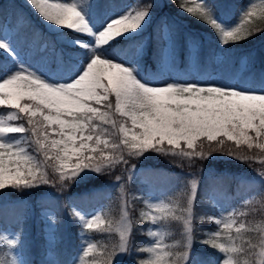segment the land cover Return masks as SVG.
<instances>
[{
    "label": "snow or ice",
    "instance_id": "1",
    "mask_svg": "<svg viewBox=\"0 0 264 264\" xmlns=\"http://www.w3.org/2000/svg\"><path fill=\"white\" fill-rule=\"evenodd\" d=\"M27 2L49 25L89 37L92 42L73 39L72 44L84 50L85 56L67 82H53L23 63L0 77V106L12 109L6 117H0V190L10 187L23 191L48 185L49 168L59 173L63 188L84 170L107 173L149 150L165 156L191 157L190 150L198 141L201 146L209 142V155L213 151L223 152L226 141L234 142L236 149L264 150V82L258 90L197 83L150 85L138 79L135 68L107 55L114 43L142 30L150 16L151 4L109 18L97 31L84 0ZM177 6L214 30L221 46L239 43L252 35L251 30L228 28L219 22L207 0H193L192 6L183 0ZM0 51L12 58L17 56L11 43L4 39H0ZM12 134H27L24 143L35 144L43 159L30 154L21 140L6 142ZM236 149L227 147V154L233 155ZM195 155L204 158L205 153L201 148ZM148 206L158 214L141 215L154 224L183 218L170 204ZM186 211L187 243L162 247L157 240L152 248L141 249L154 253V258L141 260L140 264H185L192 235L191 212ZM77 216L86 229L111 230V223L98 215L87 220L79 213ZM215 223L222 224V231L214 232L203 243L225 254L223 264H264V229L260 230L259 243H253L244 239L248 231L254 230L246 228L244 222L235 228V236L232 233L235 221L217 219ZM131 229V221L121 222L117 228L119 252L128 250ZM236 238L239 245L233 243ZM17 241L19 236L16 240L3 237L8 247H14ZM94 247L88 244L81 261ZM116 253V248L108 252L104 264H112ZM11 264H17L15 257ZM88 264L97 261L89 260Z\"/></svg>",
    "mask_w": 264,
    "mask_h": 264
},
{
    "label": "trees",
    "instance_id": "2",
    "mask_svg": "<svg viewBox=\"0 0 264 264\" xmlns=\"http://www.w3.org/2000/svg\"><path fill=\"white\" fill-rule=\"evenodd\" d=\"M93 1V6H97L98 15L102 20L110 10L120 11L130 2L138 6L144 0ZM247 1L207 0L224 24L228 25L239 18L240 10ZM180 2L183 0H164L159 7L151 0V17L147 28L137 35L121 38L119 43H114L107 51V55L131 60L134 67L145 77L158 80H166L164 66L168 62L177 77L181 74L187 75L193 70L200 81L216 77L222 83L243 85L248 79L250 85L259 88L264 82V17L250 25L252 35L247 39L221 46L214 30L181 11L177 6ZM4 23L11 29L12 37H18L15 45L22 51L25 64L32 69L44 72L50 78L66 79L80 67V59L85 56L84 50L58 40L61 33L70 36L79 34L68 30L62 32L47 30L40 16L28 3L22 0H0V32ZM164 24L170 29V39H166L162 34ZM79 37L89 39L86 36ZM42 42H46L47 47L40 49ZM139 46H142V52L138 56ZM17 65L14 60L0 52V75L10 68H16ZM8 110L9 108L0 106V111L7 113ZM26 139L27 134H24L23 142ZM108 139L111 140L112 137ZM208 143L205 141L201 146L198 141L195 148L190 150L193 152L191 157L165 156L150 150L146 155L137 156L132 160V163L144 161L146 165L130 182L129 216L132 229L129 234L128 250L119 264H140L141 260L149 261L154 258V253L141 251L155 245L153 223L141 215L149 213L144 198L148 182L153 183L155 191L163 193L167 204L173 207L177 215L183 217L180 220L161 221L164 227L165 246H182L186 243L183 231L184 218L186 210L191 206L192 246L188 251L186 264H215L219 259L220 250L203 243L218 229L215 216L219 213V207L215 203L214 193L221 194L223 202L236 204L235 210L240 221L245 223L246 228L254 229L248 231L244 239L259 243L262 235L260 230L264 229V182L239 180L232 173H222L221 169L231 171L235 169L233 167L247 166L249 162L254 161L248 160L240 164L239 158L242 155L258 157L264 154V151L257 148L248 150L246 147L236 149L234 142L226 141L223 152L213 151L209 155ZM211 143L216 144L215 141ZM27 146L30 153L43 159L35 144ZM227 147L236 149L235 153L228 155ZM201 148L205 153L204 158L195 155ZM121 166L123 167L119 164L110 172L89 176L87 179L75 178L73 182H67L63 188L60 186L59 173L49 168L48 185L23 191L10 187L0 190V264H11L12 261L2 234L4 224L9 222L19 224L20 249L25 264H70L73 257L80 253L85 235L89 233L91 244L95 247L90 255L84 258L85 264L93 259L97 264H104L107 253L118 248L116 223L121 212L120 201L118 192L111 191L109 185L114 179L122 176ZM209 167H213L215 174L223 176L222 188L214 189L208 180L201 181L190 205L189 175L205 171ZM47 193L54 196L44 197ZM30 198L35 201V213L38 218V222L35 223L31 221L30 205L26 203ZM61 198L66 201L70 220L64 229L67 235L59 239L54 250L55 259L50 262L47 258L42 225L45 214L43 206H53L59 210ZM74 203L95 210L96 215L111 223V230L86 229L77 216L79 207ZM59 217L62 216L59 214ZM58 220L60 227L62 222ZM232 233L235 236V229H232ZM233 243L239 245V238ZM165 259L167 260V257Z\"/></svg>",
    "mask_w": 264,
    "mask_h": 264
},
{
    "label": "rangeland",
    "instance_id": "3",
    "mask_svg": "<svg viewBox=\"0 0 264 264\" xmlns=\"http://www.w3.org/2000/svg\"><path fill=\"white\" fill-rule=\"evenodd\" d=\"M25 3H28L27 0H22ZM159 7L162 6L163 1L164 0H153ZM50 2H72V0H50ZM196 2H200V0H196ZM85 6H86V11H88L89 16H90V20H91V24L94 27L95 30L99 31L100 28L104 25V23L112 17H116L120 14H126L128 11H135V10H139L143 7H145L146 5L151 4V0H144L143 2L139 3L138 6H134L132 3H129L125 6V8L121 11H113L110 10L108 12V14L100 21L99 18H97L98 16V8L97 6H93L94 1L93 0H84ZM146 3V4H144ZM188 6H192L193 0H187ZM29 4V3H28ZM214 15L216 16V18L218 19L219 22H221L222 24H224V22L220 19V17L218 16V14L214 11ZM151 17V12H150V16L147 20V22L144 24L142 30H140L139 32H137L134 35H137L141 32H143L149 23V19ZM261 17H264V0H248L247 3L242 7V9L240 10V15L239 18L233 23V24H224L226 27L231 28V27H238L240 28L242 31L243 30H250V25L257 22L258 20H260ZM41 18V17H40ZM96 18V19H95ZM41 20L43 21V23L45 24L46 28L50 31L53 32H62L63 30H59L54 28V26L49 25L47 22H45L42 18ZM204 23V22H202ZM11 31L10 29L4 25L2 27V32L0 33V39H4L7 40L11 43L12 47L16 50L17 56L14 59L18 64L23 63L24 64V60H23V56L21 53V50H19L14 43L18 42V37L14 36L13 37V42L11 40L10 37ZM162 34L166 39H169V31H168V26L167 25H163L162 28ZM129 36H133V35H129ZM128 36V37H129ZM75 38H80L79 36H75V35H67L65 33H61L58 35V40L59 41H63L66 43H69L71 45L73 39ZM82 39V38H80ZM85 40V39H84ZM87 41L89 43L92 42L91 38L87 39ZM45 46V42H42L40 44L41 49ZM2 52V51H1ZM142 52V47L139 46L138 47V51H137V55H140V53ZM3 53V52H2ZM5 54V53H4ZM7 55V54H5ZM8 56V55H7ZM110 58H112L114 61H118L121 63L126 64L129 67H133V63L131 62V60H126L123 58H118L115 55H109ZM84 56L80 59V63L83 61ZM245 62V61H244ZM243 64V62L241 63V65ZM170 64L167 62L166 64V75H167V79L166 80H158V79H154V78H147L144 75L140 74L138 72V70L135 68V74L137 75L138 79L141 80L142 82L146 83V84H150V85H164L166 83H197V84H201V85H228V86H232V87H236V88H246V89H252V90H258L259 88L253 87L252 85L249 84L248 81L250 80H246L247 83L243 84V85H229V83H222L218 78L213 77L210 80H199L198 76L194 73V71H190L189 73H187V75H179L178 77L175 76V74H173L171 68H170ZM14 69V68H13ZM10 69V70H13ZM10 70H8L7 72H9ZM7 72H5L4 74L0 75V77H3ZM39 72V71H38ZM44 74L43 72H39ZM45 75V74H44ZM70 77V76H69ZM69 77L66 80H61V79H56V78H48L50 80H52L53 82H67V80L69 79ZM245 80V78L243 79ZM12 111V109H9L7 111V113L0 111V117H6L7 114ZM12 123H19L18 121H13ZM23 137L24 135L18 134L17 135H11L10 137L6 138V142H12L15 140H21L22 141V146H24L27 149V144H25L23 142ZM261 150V149H260ZM107 153V150H105ZM150 151V150H149ZM148 151V152H149ZM264 151V150H262ZM29 152V151H28ZM148 152H145L143 155H146ZM227 152V151H226ZM30 153V152H29ZM31 154V153H30ZM246 156H241L239 158V161L241 162L240 164L248 161V160H253L254 162H249L247 166H243L241 165L240 167H233L235 169L231 170V171H225L226 169H221L223 170L222 173H232V175L235 176V178H239V180H253V181H261L264 182V163H262L261 161H264V154H261L258 157H253L252 159H246ZM134 158H129V164L127 165H123V167L121 166V170L123 172L122 176H119L120 179L117 180L114 179L109 188L111 191H117L118 192V197H119V201H120V215L119 218L117 220L116 223V230L117 228L120 226L121 222L124 221H131L130 220V196H129V190H130V182L132 180V178L136 175L137 171L141 170L145 165L146 162L144 161H138V162H134L132 163V160H134ZM251 165H253L251 167ZM134 166V167H133ZM213 167H209V169L202 171V172H196L193 174L189 175V185H190V200L192 204V201L194 199V193L196 192V189L198 188V185L201 183V181L203 180H208L211 185L213 186V188L215 189H221L222 188V177L218 174H215L214 170H212ZM234 173V174H233ZM97 173L91 170H84L81 172V174L77 177V178H89V176H93L96 175ZM193 184H195V190H193ZM147 193L144 195L145 197V201L148 202L147 204L149 205L151 204H157V203H165L167 204V200L165 195L162 194H158L155 190H154V184L153 183H147ZM263 192H264V188H263ZM54 195L52 194H46L44 197L46 198H51ZM213 197L215 198V203L218 205L219 207V213L215 216V220L219 219L221 221H228L229 219L235 221V223L233 224V228L235 229L236 227L239 226V223L241 222L238 216L237 211L235 210L236 208V204L234 202H230V203H225L222 200V196L219 193H214ZM31 199V198H30ZM27 204H31V205H35L33 200H27L26 201ZM60 213L62 214V217L64 218L63 221L64 223L61 225L60 229L58 227L57 224V216L56 213L58 215V212L54 210V207H44V211L45 214L43 216V224L44 227V231L46 234V241H47V247H48V251L50 252L49 256L50 258L52 257V250L54 249V247H56L57 244V240H58V233L61 230V234H64V227L67 226L68 224V220H69V215H68V210L65 207V203L64 200L60 201ZM32 209H30V213H31V221L32 222H38V218L37 215L35 213V209L33 208V206H31ZM191 210V206L188 208ZM187 209V210H188ZM147 211L153 215L158 214L156 212L155 209L153 208H149V206L147 207ZM146 211V212H147ZM78 213L82 216H84L85 220L87 219H91L92 216H94L96 213L94 211H87V210H80V208L78 209ZM188 217V211L186 212V218ZM83 224V222H82ZM84 225V224H83ZM192 225V224H191ZM217 225V224H216ZM218 229L215 231H222V224L221 225H217ZM152 229L154 231V233L159 232L160 236H154L155 239V244L157 242V240L160 241V244L162 247H164L166 245V241H165V237H164V228L163 225L161 224V222H157V223H153ZM184 234L186 237V243H187V236H186V229H185V223H184ZM2 233H3V237L7 236L9 240H16V237L19 236V227L18 224H12V223H8L6 225H4V227L2 228ZM118 236H119V232L117 231ZM60 234V235H61ZM223 234V232H222ZM162 237V238H161ZM129 240V237H128ZM120 242V239H119ZM118 242V245H119ZM92 243L91 241V236L90 235H86L85 241L82 243L81 245V249L80 251L83 253L84 249L87 248L88 244ZM191 246H192V236H191ZM11 253V257L13 259V257H15V259L17 260V264H25L23 261V256H22V252L20 249V240L17 241L16 245L14 247H8ZM191 249V247H190ZM190 249H187V251H190ZM125 252H119L118 248H117V253L114 256V261L112 264H119L121 262V259L123 258V256L125 255ZM81 256H77L75 257L71 264H85V261H81L80 259ZM225 259V254L224 253H220L219 255V259L217 260V262L215 264H223V260ZM186 264V262H185Z\"/></svg>",
    "mask_w": 264,
    "mask_h": 264
}]
</instances>
